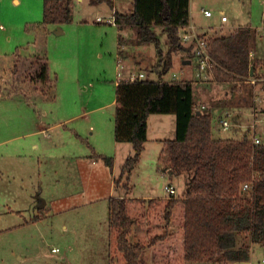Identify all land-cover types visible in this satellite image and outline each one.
Returning <instances> with one entry per match:
<instances>
[{"label":"rangeland","instance_id":"rangeland-1","mask_svg":"<svg viewBox=\"0 0 264 264\" xmlns=\"http://www.w3.org/2000/svg\"><path fill=\"white\" fill-rule=\"evenodd\" d=\"M243 2L248 4L247 0H195L192 3L194 15L203 7H208L213 12L212 18L204 19L200 30L196 25L198 32H205L207 28H216L221 32V11L230 18L227 30L224 29L225 33L231 31V26L245 24ZM252 4V23L261 26L264 0H252ZM118 6L121 5L118 3ZM112 8L108 4L93 8L88 0H74L72 22L64 25L66 34L57 36L52 27L43 25L44 0H0V84L3 83V93L11 91L12 81L16 87H23L27 82L22 75H16L15 79L12 76V69L17 62L14 58H19L14 53L20 46H36L29 51L23 49V56L32 54L44 57L47 53L50 59L46 62L50 63L51 77L56 78L58 83L56 99L53 91L46 100L43 97L36 99L37 96L31 99L21 95L7 97L0 92V264H110V198L119 194L136 198L170 196L160 187L161 183L173 184L177 197L183 196L188 189L187 176H171L168 164L161 159L165 141L175 138L174 115L152 116L146 150L130 180L132 190L127 193L125 181L119 185V189L116 187L115 179L120 177L125 161L134 151L130 144L124 143L121 149H125L126 153L120 152L116 157L112 153L115 141V107L111 103L116 98L115 84L119 79L118 63L115 60L119 30L107 22H97L99 16L108 18L112 14ZM27 28L34 30L30 32ZM164 36L165 33L161 31L163 57L166 59L169 45L167 36ZM133 38L131 41L136 45L137 38ZM142 51L145 53L133 55L131 65L136 67L135 61H148L141 69L150 80H159L158 73H154L153 69L163 72L162 68L166 63L173 65L167 75V79L173 80L175 73L180 71L182 60L190 56L186 52H175L169 62L165 60L162 63L154 45H147ZM139 70L138 68L137 72ZM262 83L264 82L259 83L260 86ZM216 87L218 95L219 87ZM209 88L213 93L212 87L208 86L204 90L207 92ZM30 100L34 102L33 109L38 121L44 122L47 133L25 138V133L39 125H35L37 119L27 117ZM83 105L92 110L108 105L101 111L91 112V116L86 115V118H90L89 121L82 116L84 121L80 120L78 125L88 138L84 141L85 147L88 144L94 145L98 140L106 143L104 152L115 158L113 170L101 159L87 157L82 162L78 158L67 160L68 154L76 153L72 148L75 143L69 140L71 134L61 135V131H67L72 125L62 120L67 118L70 111L80 114ZM223 114L224 112L218 113ZM54 124L61 125L49 129ZM233 130L234 128L220 131L214 125L213 135L215 139H240L248 131L244 129L240 133H234ZM257 135L264 141L262 129ZM61 138L65 143L60 142ZM32 143L39 146L45 144L44 151L48 150L41 153L39 175L34 173L37 180L27 178L24 181L20 178L16 185L11 186L14 182L6 175L9 171L16 170V164L23 163ZM57 144L59 147L55 153L49 151ZM88 152L92 154V150ZM32 181L35 185H32ZM25 184H29V187ZM37 184L43 187L42 197L39 196L38 199L35 197L39 192ZM16 187H28L27 193ZM32 187L37 188L31 189ZM75 189L77 193L74 195L72 193ZM57 195L63 197H56ZM45 201L48 202L47 206ZM37 207L47 209L38 210ZM55 248L59 251L54 252ZM145 257L151 259V249L147 250ZM235 264H264V246L256 245L249 261Z\"/></svg>","mask_w":264,"mask_h":264},{"label":"trees","instance_id":"trees-1","mask_svg":"<svg viewBox=\"0 0 264 264\" xmlns=\"http://www.w3.org/2000/svg\"><path fill=\"white\" fill-rule=\"evenodd\" d=\"M104 2L112 1L90 0L93 5ZM190 2L133 0L132 12L117 13L116 20L135 28L139 45H154L162 63L169 62L175 52L192 57L193 46L184 45L179 36V27L191 23ZM72 4L73 0H44L43 25L71 23ZM157 27L167 34L166 59ZM256 35L244 27L210 38L213 81L232 85V98L241 102H251L248 96H254L251 78L264 77V68L251 59ZM15 61L12 76L22 75L31 90L47 95L55 88L47 60ZM169 66L166 63L164 70ZM18 95L29 98L15 87L5 94ZM198 112L191 82H168L160 77L118 83L115 141L131 144L134 154L115 179L116 187L125 181L127 193L132 190V173L148 141L149 117L174 115L176 135L165 141L161 159L168 164L171 176H187L190 190L181 197L146 199L127 194L110 198V264H235L251 259L253 245L264 246V141L255 144L249 132L241 139H215L212 110L208 107ZM99 157L113 170L112 157ZM245 184L251 188L243 190ZM148 249L150 260L145 257Z\"/></svg>","mask_w":264,"mask_h":264},{"label":"crops","instance_id":"crops-1","mask_svg":"<svg viewBox=\"0 0 264 264\" xmlns=\"http://www.w3.org/2000/svg\"><path fill=\"white\" fill-rule=\"evenodd\" d=\"M15 1L16 2H20V0H15ZM194 1L195 0H191V2H190L191 23H193L195 26L196 25L199 26V30H200V27H203L202 23L205 22L204 19H210V18H206L205 17L203 11L204 10H209L210 8L203 7L200 10H197V12L194 15V10L192 12V3L194 4ZM247 2H248V4H246V2H243L244 5H245L244 6V11H243V18H244L245 24H243V25L240 24L239 26H231L232 27L231 31L225 33L224 29L227 30L226 27H227V25H229V22H230V18H229V21L227 23H222L221 22V25H222L221 29H223L221 32L219 31V29H216V28L215 29L214 28L213 29L212 28L211 29L207 28V31L202 32V33L206 37L212 38V37H215V36L230 35V34L236 32L239 28L250 27L251 29H253L257 33L255 44L253 45V48L251 50L252 63L256 62L258 67H263L264 68V12H263V15H262L261 26L254 25L252 23V20H251L252 17H253L252 0H249V1L247 0ZM73 3H74V0H73ZM118 3H119V5H121L120 7L118 6ZM88 4H90V6H92L93 8H99V7L102 6V4H108L110 7H115L116 10H117V13H123V14L131 13L132 9H133V0H114L112 2H104V3L99 4V5H93V4L90 3V0H88ZM72 7H73V4H72ZM221 13H222V15H225L224 11H221ZM85 21H87V20H85ZM64 25H66V24L49 25V28L50 27L53 28L52 30L54 31L55 35L62 36L64 34H66V29H65ZM117 28L119 30L118 31V36H117V51H116V57H115V60L118 63L117 71L119 70L120 65H124V67L126 68V69L124 68L125 69V71H124L125 74L124 75H127V74H129L131 72H137L138 68L140 69L139 70L140 72H144V70L141 69V66L144 63H147L148 61H142V62L135 61L136 64L139 63V65L137 64L138 66L135 64L136 67L132 66L131 63L133 61L132 60L133 55L135 53H138V54L145 53V51H142V50H144V48L147 45H139L137 43L135 45L133 43L134 41L133 42L131 41L133 37L137 38V34H136V31H135V28H133L132 26L120 25ZM27 29L30 32H32L34 30V29H31V28L30 29L27 28ZM162 30H163L162 27H157L156 28V31L160 34V36H161V31ZM197 31H198V28H197ZM123 33H125V35H123ZM166 36H167V34L165 33L164 37H166ZM166 39H168V38L166 37ZM27 44H30V43H27ZM35 47L36 46H29L27 48H25L23 46L22 47L21 46L17 47L16 48V52L14 53V56L18 55V57H19L18 59H21V60H25L27 58H35V57L41 58L42 56L38 57L37 55H32V54L30 56H28V57L22 55V50L23 49L29 51L30 48L34 49ZM191 55H192V57L189 56L187 59L182 60V64L181 65L178 64V65H180L179 66L180 71L178 72V74L175 73V76H174L173 80L167 79V75H168L169 71L172 69L173 65H170L169 69H167V70H164L162 68V70H163L162 75H160V73H159L161 70L153 69L154 73L155 72L158 73L159 79H160V77H162V79L164 81H168V82H171V81H188V82H191L194 85V89H195V98H196L195 100L197 102V107H200L201 105H203V104L205 105L206 104L212 110V113H215V111L230 113L232 115V117H233L232 118V124H233L232 128H234V130H233L234 133H240L244 129L248 130L245 126L249 125L252 122L253 118L260 114V110L264 109V104L259 105V104L255 103L256 102L255 98H256L257 95L264 98V83H262V86H260L259 83L254 86V96H253V98H250L251 96H248V98L251 100V102H244V101L241 102L239 100H235V99L232 98V85L225 84V83H216V82H214L211 73H205V74H201V76H198L197 61H196L195 57L193 56V53ZM42 58L45 59V60H49L50 59V58L47 57V53H46V56H44ZM16 59L17 58H14V61ZM3 62L6 63V61H3ZM194 62H196V65H194ZM173 63H174V61H173ZM48 65H49V73H50V77H51L52 75H51L50 63H48ZM145 74L147 75V73H145ZM117 75H118V72H117ZM253 75H254V70H253ZM55 79L56 78L51 77V80H52L51 84H53V86L55 88H53L47 95H42L41 94L42 96L40 95V93H37V92L34 93V91L29 88L28 82H26L23 85V87H16V85L14 84V81H12L11 83L13 84V87H15V89L23 90L26 93H28L29 94V99H31L33 96H37L36 99H41L43 97V100H46V98L48 96H51L53 92H54L55 99L58 97V92L56 91L57 80H55ZM118 83H119V79L116 82L115 87H117ZM2 84H0V85H2ZM208 86L213 88V90H214L213 93H212V89H210V88H209V90L211 92L209 90L207 92L204 90ZM216 86L219 87L218 95L216 94V91H217V87ZM3 89H4L3 85H2V87L0 86V92L1 93H3V91H4ZM21 97H23V96L21 95ZM245 97H247V96H245ZM11 99H14V98H11ZM252 101H253L254 104L252 103ZM30 102H31V104H29V106L27 107V108H29L27 110V112H26L27 117L28 118L32 117V118L37 119V122H35V125H37V124H39V125H37V127H35L34 130H31L30 132L25 133V135H24L25 138L33 137V136H37V135H41V134L47 133L46 132L47 129H45V127L43 125L44 122H39L38 121L37 113L33 109L34 108L33 105H35L34 102L31 101V100H30ZM26 104L28 105V103H26ZM111 104L114 105L115 112H116V98L112 101ZM107 107H108V105H105V106H101L99 108H96V109L92 110V109H89V107H87L86 105H83L82 106L83 110L81 112H79L80 114H76V112L73 113V112L70 111L68 116H66L67 118H64V120H62L65 123H69V124H72V125H70L67 128L69 131L68 130L67 131H61L62 132L61 135L71 134V137H69V140L71 142L75 143L72 148H73V150L76 153L75 154H73V153L68 154L67 155V160H73L75 158H78V160L80 162H82L87 157H89V158L91 157V158H94V159L97 160V159H101L99 157V155L108 156L104 152L105 151L104 147H106V143L103 144L102 141L98 140V141L95 142L96 144L95 143H94V145L93 144H91V145L88 144V146L85 147V142L84 141L86 139H88V138H86L84 136V131L80 130V126L78 125L79 121L80 120L82 121V116L84 117V119H87V121H89L90 118L89 119L86 118V115L91 116V114H92L91 112L95 113V112L101 111V110H103V109H105ZM95 110H97V111H95ZM52 111H53V109L50 112H52ZM44 113L47 114V111L44 110ZM152 116L149 117L148 136L150 134V119L152 118ZM61 124H62V122H61ZM61 124L51 125V126H49V129H55V128L59 127ZM90 129H93V126H90ZM114 130H115V128H114ZM248 132L249 131H247V133ZM175 135H176V131H175ZM114 140H115V134H114ZM60 142H64L65 143L63 138L60 139ZM122 144H124V143H118V142L114 141V145H113L114 147H113L112 153L115 154V157L118 156L120 152H124L125 151V153H126L125 149H121V146H123ZM44 145L45 144H42V145L39 146L36 143H32L30 149H28V151H27L26 157L23 159L24 160L23 163L22 164L20 163V165L16 164V167H17L16 170H11V171H9L7 173L6 176L10 180H12L14 182V183H12L11 186L16 185V183L18 182V180L20 178L24 179V181L27 178H29L30 180H35V181L37 180V177L34 176V173L39 175V166H40L41 160H42L41 153L48 152V150L44 151ZM77 145H78V147H77ZM58 147H59V144H57L56 147L53 146V149H50L49 151H51V152L53 151L55 153L56 150L58 149ZM65 147H67V143L65 144ZM50 148H52V147H50ZM132 149H133V147H132ZM88 150H92V154L91 155L88 154L89 153ZM145 150H146V146H145ZM29 151L32 152V153L28 154ZM109 157H112V156H109ZM112 158H113V161L115 162V158L114 157H112ZM96 160L94 162H96ZM31 183H32V185H35L34 181H32ZM162 184L163 183L160 184V187L162 186ZM26 185L29 187V184H25V186ZM28 187H16V189H21L25 193H27ZM37 187H38L39 192L37 193V195L35 197H37V199H38V198L42 197L43 187H42L41 184H37ZM37 187H32L31 189H33V188L35 189ZM76 193H77V190L75 189V192L72 193V194L75 195ZM119 196H125V195H123V194L120 195L119 194ZM128 196L129 197H136V196H131V195H128ZM56 197L61 198L63 196L57 195ZM145 198L146 199H151V198H156V197H145ZM160 198H164V196L160 197ZM45 202H46L45 205L47 206L48 202L47 201H45ZM44 207H40V208L37 207V208H38V210L39 209L41 210L42 208L46 210L47 208H44ZM255 246L256 245L252 246L251 256H252L253 250L255 249Z\"/></svg>","mask_w":264,"mask_h":264},{"label":"built area","instance_id":"built-area-1","mask_svg":"<svg viewBox=\"0 0 264 264\" xmlns=\"http://www.w3.org/2000/svg\"><path fill=\"white\" fill-rule=\"evenodd\" d=\"M114 1V0H111ZM112 14L106 17L99 16L97 17V22L104 23L107 22L108 24L115 25L116 27L120 26L116 20L117 10L115 7L112 8ZM204 15L206 18H212L213 12L210 10H204ZM229 18L226 15H222L221 22L227 23ZM179 36L182 40V43L186 46H193L192 53L197 61V71L198 76L205 73H211L214 69L215 63L210 55V38L206 37L205 35L199 33L197 31V27L193 23H189L188 25L180 26L179 27ZM124 65H120L118 70V77L119 82L126 80L130 82L135 81H142L147 79V75L144 72H131L127 76L124 75ZM253 84H258V82H264V77H252L251 81ZM255 103L262 105L264 104V98L261 96H256ZM208 109L206 105H201L198 107L199 112H205ZM221 113L219 111H215L213 113L214 116V125L219 128L220 131H229L231 130L232 124V115L228 112H224L223 115H218ZM253 139L255 144H261L262 140L261 137L257 135L260 129L264 131V109L260 110V114L255 116L252 122L245 126ZM162 188L169 193L170 196H176V189L173 184L165 185L162 184ZM248 184H245L243 190H248ZM54 252H58L59 249H53Z\"/></svg>","mask_w":264,"mask_h":264},{"label":"water","instance_id":"water-1","mask_svg":"<svg viewBox=\"0 0 264 264\" xmlns=\"http://www.w3.org/2000/svg\"><path fill=\"white\" fill-rule=\"evenodd\" d=\"M251 75H253V69H251ZM201 112H198V114H200ZM190 188L187 189V191H189Z\"/></svg>","mask_w":264,"mask_h":264}]
</instances>
